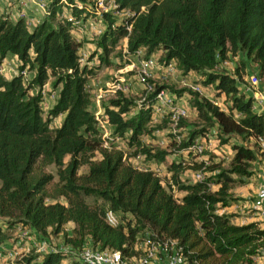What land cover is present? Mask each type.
<instances>
[{
    "label": "trees",
    "instance_id": "1",
    "mask_svg": "<svg viewBox=\"0 0 264 264\" xmlns=\"http://www.w3.org/2000/svg\"><path fill=\"white\" fill-rule=\"evenodd\" d=\"M46 1L47 12L33 29L24 17L13 19L10 10L0 14V67L9 54L21 64L20 73L10 79L0 69V218L5 219L0 222V247L13 238L14 229L28 228L40 239L63 234L65 244L78 252L89 245L132 258L143 252L142 234H149L177 239L191 261L254 264L264 248L262 222L237 224L238 214L224 209L237 204L235 185L251 179L255 162L264 156L258 142L264 137V111L255 109L254 97L239 85L248 62L264 74V0H112L115 11L126 15L103 13L105 30L98 41L102 62L111 63L110 55L127 39L126 56L144 47L147 56L157 53L162 61L174 60L181 73L200 74L228 100L217 105L189 88L173 90L180 97L189 93L190 108L201 120L184 132L181 142L175 141L174 149L143 142L144 135L167 127V120L151 124L158 92L168 88L156 84L139 99L119 92L104 106L102 117L113 129L111 144L105 146L98 116L90 109L88 79L98 66L82 63L83 42L74 35L79 21L97 20L92 17L97 3ZM235 56L240 59L234 70L223 64ZM26 68L35 72L28 81ZM51 78L61 90L45 116L42 90ZM34 88L39 91L32 93ZM60 115L61 125L51 127ZM214 130L215 140L230 144L233 156L223 166L211 154L206 178L186 180V169H198L204 162L191 166L181 155L171 156ZM117 139L149 163L169 161L166 180L128 162ZM40 159L57 168L53 192L47 190L53 174L35 170ZM213 183L217 188H211ZM88 197L96 202L89 203ZM109 212L119 221L112 222ZM72 254L33 250L14 264H87Z\"/></svg>",
    "mask_w": 264,
    "mask_h": 264
},
{
    "label": "rangeland",
    "instance_id": "2",
    "mask_svg": "<svg viewBox=\"0 0 264 264\" xmlns=\"http://www.w3.org/2000/svg\"><path fill=\"white\" fill-rule=\"evenodd\" d=\"M40 1H46V0H40ZM47 2V1H46ZM96 4V11L98 12L96 15L92 16L93 18L97 17L96 23L98 27L102 28V30H105V23L103 21L102 15L104 12H112L115 16L118 18H123L126 15V12H116L114 4L112 0H105V6L106 7H101L98 3V0H95ZM11 5H8L7 7L0 6V14L4 11H7V9ZM21 10V7H19ZM14 13V12H13ZM12 17H17V13H14V16L12 14ZM82 29L86 32L80 33L82 34V37H84V43L88 45L87 49H83L82 51V58L81 61L83 64H86L90 67L95 68V66H98L95 68L96 73L95 75L89 77L88 79V85L90 90H96L95 93H92L95 95V99L98 101V104L100 107L103 108L104 106L109 102L110 99L116 97L119 92H122L125 96L129 97H134L136 99L141 98L144 95L145 92V86L147 83H144L140 77H139V68H140V60L138 58H135L132 54L130 56H126L125 54L128 53V48L127 45H125L126 41H122L120 45L117 47L116 53H113L110 55V61L111 63L107 64L104 63L100 60L99 54L103 51L101 47L98 46V41L101 38L102 33H96L95 30L90 28V30H87L82 26ZM78 31V29L76 30ZM88 37V38H87ZM124 48H126L127 51H124ZM241 56L242 53L240 54ZM126 57V58H125ZM244 57V56H243ZM8 61V60H7ZM248 72L245 75V83L243 81H240L239 85L242 88V91L244 90L245 92V87L250 86L249 82L247 79L250 78L252 75H258L260 76V84L256 85V88H259L264 92V74H261L260 68L253 62H248ZM21 64L18 63V58L17 61H8L6 64L2 63L0 69L1 72L4 74L6 78H12V76L17 75L20 73L19 66ZM30 72V74H29ZM24 78L26 81L31 79V76H33L32 70L29 68H26L24 71ZM33 78V77H32ZM53 78H51L44 86H43V95L46 96L44 98V103H43V108L45 109V116L48 115V111L54 106L56 103V100L58 98V95L61 90V86H59V91L57 90L56 87L53 86ZM150 82L152 84L158 85H166L170 92H173V90L176 89H183V88H189L191 90H194L196 92H199L200 96L203 98H208V99H216L220 100L223 104L226 103L228 100H226V97L224 95L219 96L216 92L215 86L206 84L203 81V77L200 76V74L196 72H190L189 74H184V73H176L173 76L170 77H163L162 75L157 74L154 78L150 79ZM118 84L120 87H118ZM199 86L202 91H197L193 87ZM39 91L38 88L32 89V93H37ZM246 93V92H245ZM99 94H102L103 96L101 98L97 97ZM247 96H251L252 92H247ZM184 100L183 102L185 104L191 103L189 101V93L184 94L183 96ZM46 99V100H45ZM257 111H261L260 107L256 106ZM103 113L99 114L100 116V132L102 138L105 140V146H110L111 140L110 137L112 136L113 129L112 126L106 124L103 119ZM64 115H60L56 117L52 124L51 127L56 128L59 127L63 121ZM166 121L167 127L165 129H159L155 130L153 134L151 135H144L143 142L147 145L159 147V148H171L174 149L175 147V140L173 139L172 135L168 132L169 128V119L167 117H156L152 120V125L157 126L159 124H163L164 121ZM201 122L198 113H193V109L190 108V114L187 118H185L182 121V125L184 126V129L182 130V134L184 132H188L194 128ZM212 136V139L214 141L212 148L213 150H206L205 154L207 157L211 158V154L216 158L217 161H220L223 166H227V162L229 159L233 156L234 150L232 149L230 144H222L220 140H215V137H217V134L214 131L210 133ZM233 142L238 141V139L234 138L232 140ZM116 145L118 148L124 150V152L127 155V160L128 162H131L135 165L140 166H147V165H152V163H149L147 160H144V157L142 156L141 158L133 155V151L135 148H130V146L127 144L125 140L117 139L116 140ZM177 145V144H176ZM183 157L184 163L187 165H197L199 161H196L195 158L199 157L198 155L190 154L187 153L184 148H179L178 150L176 149V152L171 156L172 158H178V157ZM100 157V154L97 155V158ZM170 157V158H171ZM69 157H67L68 160ZM199 160V159H198ZM156 163V162H155ZM169 161L161 163V166H159L161 171H158L160 176L166 180V168L168 165ZM143 164V165H142ZM157 164V163H156ZM156 168V167H155ZM36 172L40 174H53L54 178L53 180L47 185V190L49 192H53L55 186L59 182V175L57 173V168L53 164H46L43 160H39L37 166H36ZM87 170V166H83L81 171L84 172ZM196 170L197 168L190 167L186 169L184 172L185 179L186 180H195L196 178ZM264 175H255L251 179H249L246 183H237L234 187V192L239 196L238 197V207H233L232 213L238 214L237 218L235 219L236 223H241L242 221H245V218H250L249 214H252L255 212V208L253 207V203L259 199V196H257L258 190L260 192L261 187L264 186ZM211 188L215 189L217 188L216 184H211ZM257 191V192H256ZM174 194L176 196H179V191L174 189ZM61 200L65 201L64 198ZM87 201L89 203H95L96 199L88 197ZM236 205V204H235ZM254 210V212H253ZM224 211L228 212V209H224ZM257 211V210H256ZM109 219L112 222H118L119 217L117 214L114 212H109ZM5 221V219L0 218V222ZM247 221V220H246ZM73 224L70 223L67 225V231L71 232ZM23 229H14L13 231V238L10 239L6 244H4L1 247L14 249V248H19L18 242H21V246L24 245L26 242V247L30 246L31 250L27 251V249H24L22 253H19L17 257L13 260L6 261L7 264H14L18 259L21 258L22 255L30 253L31 251L35 250L34 244L32 241L38 242L40 239L38 235L35 233H30L32 239L29 238V234H22ZM15 236H17L15 238ZM51 244L56 247L57 249L60 248H67L73 253L74 258H77L78 251L74 250L71 246H68L65 244V238L63 234L55 235L51 234ZM140 241H144V236L142 234V237L140 238ZM9 246V247H7ZM17 250V249H16ZM7 252V250L5 251Z\"/></svg>",
    "mask_w": 264,
    "mask_h": 264
},
{
    "label": "built area",
    "instance_id": "3",
    "mask_svg": "<svg viewBox=\"0 0 264 264\" xmlns=\"http://www.w3.org/2000/svg\"><path fill=\"white\" fill-rule=\"evenodd\" d=\"M4 0H0V3ZM7 2L15 3L21 10L19 11V16L24 17L28 22V16L25 12L26 7L29 4L36 3L38 7L41 8L43 13L47 12V2L40 0H5ZM113 2V1H112ZM98 3L101 7L105 6V0H98ZM114 7L116 8V4L113 2ZM80 26L92 28L96 31V33H103L102 28L98 27L96 21L94 19L89 20V25L85 24L82 21H79ZM130 29V27H129ZM136 58L140 60V68H139V77L144 82L147 83L145 86V93H149L154 90V84L150 82V79L154 78L157 74L162 75L163 77H170L175 75L176 73H180L181 71L178 69L177 64L174 60L169 62L162 61L160 56L157 53H153L149 56L146 54V49L140 48L133 54ZM240 59L239 56H235L234 61L232 60H224V65H228L233 67L236 61ZM250 86L245 87V92H252L256 106L260 107L261 111H264V92L259 88H256V85H259L261 80L260 76L252 75L249 79H247ZM118 87L120 85L118 84ZM197 91H202L199 86L193 87ZM144 93V94H145ZM103 95L99 94L97 97L101 98ZM46 98V96H44ZM183 96H177L175 92H170L168 89H162L158 92L157 101L154 104L153 116L156 117H167L169 119V128L168 132L172 135L173 139L176 142H181L183 139L182 130L184 126L181 124L184 118H187L190 114V105L185 104L183 102ZM46 100V99H45ZM213 102L217 105H222L220 100L213 99ZM44 103V102H43ZM98 116V115H97ZM98 128L100 129L99 123L101 119L99 118ZM259 145L261 147V151L264 155V137L260 136L258 138ZM214 141L210 133L204 136H200L196 138L187 148L184 150L187 153L198 155L199 157L195 158L196 161L204 162L203 166L196 170V178L195 181H201L206 178L208 175L207 167L211 164V159L207 157L205 151L210 149L212 150V145ZM141 158V154L138 155ZM199 159V160H198ZM141 167V166H140ZM157 173L161 171L159 167L156 168H146ZM264 183V181H263ZM261 193L264 194V186L261 187ZM234 207V206H233ZM238 207V206H235ZM229 211V207H227ZM258 209L262 214V221L264 223V205H260ZM226 212V211H224ZM23 229L22 234H29V238L32 239L30 233L33 231L28 228ZM34 244V248L37 252L44 251H52V250H63L67 252H71L68 247L57 249L51 244L49 239H39L38 242L32 241ZM26 242L23 246H21V242H18L19 248H14L8 250V248L0 247V262L7 264L6 261L13 260L17 257L19 253H22L24 249L27 251L31 250V247H26ZM17 249V250H16ZM141 249L143 252L139 256H135L132 258H124L120 251H112L108 249H94L89 245H84L82 250L78 252L77 258L87 264H206L198 259H194L191 261L188 255L185 253L184 247L179 243L177 239L158 236V235H146L144 237V241L142 243ZM7 250V252H5ZM25 255V254H24ZM22 255V256H24ZM21 256V257H22ZM254 264H258L254 262Z\"/></svg>",
    "mask_w": 264,
    "mask_h": 264
},
{
    "label": "crops",
    "instance_id": "4",
    "mask_svg": "<svg viewBox=\"0 0 264 264\" xmlns=\"http://www.w3.org/2000/svg\"><path fill=\"white\" fill-rule=\"evenodd\" d=\"M8 5H11L7 10H10V12L13 14V16H14V13L16 14L17 13V17H14L13 19H17V18H19L20 16H19V11H20V9H19V6L17 5V4H15V3H11V2H7V1H2L1 3H0V6H3V7H7ZM14 12V13H13ZM25 12L27 13V16H28V26H29V28L30 29H33L42 19H43V17L45 16V13H43V11L41 10V8L40 7H38L37 6V4L36 3H32V4H29L27 7H26V9H25ZM89 20L90 19H88V20H84V21H82V22H84L85 24H87V25H89ZM87 30H90V26H88V27H85ZM84 32H86V31H84L83 29H82V26H80V24H79V26H78V31H75V33H74V35H75V38L78 40V41H84V37L83 38H81L82 37V34H80V33H84ZM88 38V37H87ZM124 41H126L125 43V45H127V39H125ZM88 48V45L87 44H85L84 42H83V46H82V48H81V53H82V51H83V49H87ZM124 51H127L126 50V48H124ZM133 55V54H132ZM134 56V55H133ZM135 57V56H134ZM17 56L16 55H13V54H9L5 59H4V61H3V63H7L8 61H13L14 62V60L15 61H17ZM136 58V57H135ZM8 60V61H7ZM18 63H20V61L18 60ZM32 72H34V71H32ZM29 74H30V72H29ZM34 75H35V72L33 73V76H31V78L32 77H34ZM14 76V75H13ZM12 76V77H13ZM10 79V78H9ZM46 86V85H45ZM57 90L59 91V88L57 87ZM95 91L96 90H91V92L92 93H95ZM93 95V102H92V104L90 105V109L96 114V115H98V113L100 114H102L103 113V108L102 107H100L99 106V104H98V101L95 99L96 97H95V95L94 94H92ZM59 96V95H58ZM104 122L106 123V124H108V125H110L109 124V122L107 121V120H105L104 119ZM111 126V125H110ZM152 163V165H147V166H141V167H148V168H155V167H159V166H161V163H155V162H151ZM143 165V164H142ZM254 170H255V175L257 174V175H260V176H262V175H264V156H263V159L261 160H257L256 162H255V164H254ZM254 175V176H255ZM257 192V191H256ZM257 196H259V199H257L254 203H253V207L255 208L254 210H255V212H254V210H253V212L254 213H252V214H249V217L250 218H245L246 220L245 221H242L241 223H237V224H244V223H248V222H250V221H253V220H258V221H260V222H262V224H263V226H264V223H263V219H262V214H261V211L258 209V207L260 206V205H264V194H262L261 193V191L259 192V190H258V193H257ZM233 206H238V204H236V205H233ZM233 206H230L229 207V213L230 212H232V209H233ZM257 210V211H256ZM3 246V245H2ZM7 247H9V246H7ZM255 262H257L258 264H264V248H263V250H262V254L260 255V256H258V257H256V259H255ZM0 264H4V263H1L0 262Z\"/></svg>",
    "mask_w": 264,
    "mask_h": 264
}]
</instances>
